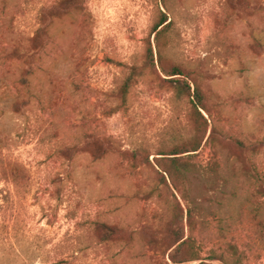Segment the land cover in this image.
I'll return each mask as SVG.
<instances>
[{"label":"rangeland","instance_id":"obj_1","mask_svg":"<svg viewBox=\"0 0 264 264\" xmlns=\"http://www.w3.org/2000/svg\"><path fill=\"white\" fill-rule=\"evenodd\" d=\"M149 43L206 127L185 87L131 74ZM198 141L175 188L156 153ZM180 236L198 258L176 264H264V0H0V264H174Z\"/></svg>","mask_w":264,"mask_h":264},{"label":"trees","instance_id":"obj_2","mask_svg":"<svg viewBox=\"0 0 264 264\" xmlns=\"http://www.w3.org/2000/svg\"><path fill=\"white\" fill-rule=\"evenodd\" d=\"M66 2L67 0H63ZM171 21H168L167 15L165 12L160 13V17L155 22V24L152 27V32H155L156 37L163 34L170 26ZM157 64H155L154 59V53L151 44L149 43L145 49L144 52V63L146 65L142 66L140 71H137V67L132 66L131 67V74L132 75H139L142 73V69L145 68V66H149L153 71H156L158 68L159 73L164 75L166 78H160L163 81H167L168 83H171L173 91L177 93L179 86H183L186 89L187 97L189 99L191 108L193 111L203 119L205 127L207 126V121L203 118L201 115L200 109H206L205 101H206V95L202 89V86L200 82L193 76V74L185 69L184 66L181 64L175 63L171 60H169L163 53L158 49V54L156 56ZM130 79L126 78L124 81L122 87H121V93L122 97L125 98L129 87H130ZM190 83L193 85V90L191 91ZM182 93L184 91L181 89ZM99 144V145H97ZM200 146V141L193 144L190 149L188 150H173L170 152H159L156 153L159 155V157H155L156 159V165L161 169V176L164 178L163 172H165L169 178V180L172 182L175 188H179L180 185L178 182L183 183L188 180L187 176L183 175L185 166L183 163H181V155L184 152L187 151H196ZM86 150H90L92 155L95 157L102 156L103 153L107 151L106 145L100 143H95V145H88L86 146ZM216 169L213 167V171ZM99 227L102 228V230L107 233H114L117 230V227L112 225H106L102 224L99 225ZM178 243L169 253L168 257L170 261L174 264L176 263H183L188 262L191 260H195L198 258V255L195 251H193V248L191 244L188 241L183 240L182 236L175 238L168 246H172L173 244ZM200 264H207L205 262H201Z\"/></svg>","mask_w":264,"mask_h":264}]
</instances>
